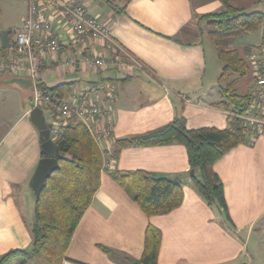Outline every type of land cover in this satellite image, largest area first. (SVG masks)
I'll return each mask as SVG.
<instances>
[{"label": "crops", "instance_id": "obj_1", "mask_svg": "<svg viewBox=\"0 0 264 264\" xmlns=\"http://www.w3.org/2000/svg\"><path fill=\"white\" fill-rule=\"evenodd\" d=\"M76 1L109 29L110 41L97 46L109 61L108 67L98 71L61 67L59 63L70 50L47 55L41 85L53 88L69 83L66 99L93 84H113L118 95L105 102L114 121L105 155L108 164L62 264H133L143 254L150 224L162 232L158 264H264V134L253 142L246 139L214 166L224 187L231 223L223 209L209 205L194 187L183 144L129 146L116 152L117 140L155 131L177 116L185 117L188 129L231 126L229 111L217 105L223 100V82L212 77L213 53L204 43V24L201 33L199 23L200 16L221 11L223 4L197 0L195 7L193 0H117L119 7H125L118 12L102 0ZM229 1L236 8L264 13V0ZM27 13V0H0V33L8 30L12 44L3 48L0 38V59L13 56L14 37ZM263 30L264 24L239 36L243 39L237 40L239 45L226 46L246 56L251 66L249 74L238 81L239 93L255 88L253 60L263 56L264 45L258 47ZM5 94L11 101L1 114L13 108L18 111L11 123L0 126V255L31 245V221L22 209L30 197L34 201L29 182L43 157L39 131L30 118L35 107L30 81L0 73V95ZM117 170L179 177L183 203L170 213L149 216L113 179L111 174Z\"/></svg>", "mask_w": 264, "mask_h": 264}, {"label": "trees", "instance_id": "obj_2", "mask_svg": "<svg viewBox=\"0 0 264 264\" xmlns=\"http://www.w3.org/2000/svg\"><path fill=\"white\" fill-rule=\"evenodd\" d=\"M102 1L118 12L125 11V7H119L117 0ZM220 2L223 4L221 11L199 17L200 32L203 33L202 24H205L207 36L223 63L219 79H227L220 88L223 100L217 105L239 114L253 97L252 91L238 92V81L249 74L251 66L246 56H241L237 49L227 48L225 43L228 39L257 31L264 24V13L236 8L229 0ZM263 45L264 30L258 47ZM41 87L45 93L51 94L55 102L64 101L70 93L69 83L53 88ZM246 139V131L236 119L225 129H188L185 117L177 116L155 131L117 140L116 152L129 146L183 144L190 168L196 171L191 176L194 187L209 205L223 209L231 223L224 187L214 166L229 150ZM55 142L60 151L57 157L59 166L34 202L30 248L9 250L0 255V264H62L74 231L100 187L105 156L86 125L81 121L70 122ZM111 175L132 194L134 201L149 216L170 213L183 203V183L174 182L171 177H155L145 170H117ZM161 243V230L155 225H148L143 254L133 264H158Z\"/></svg>", "mask_w": 264, "mask_h": 264}, {"label": "built area", "instance_id": "obj_3", "mask_svg": "<svg viewBox=\"0 0 264 264\" xmlns=\"http://www.w3.org/2000/svg\"><path fill=\"white\" fill-rule=\"evenodd\" d=\"M27 1L28 13L14 37V54L0 59V73L26 77L30 81L33 105L50 109L49 127L54 141L70 122L81 121L105 156L114 130L112 110L105 102L117 98L116 86L93 84L87 91L73 93L68 99L55 102L51 94L42 90L40 72L47 55L58 56L66 50L73 54L59 63L61 67H90L95 71L108 67L109 61L97 48L110 41L109 29L90 15L80 1ZM253 64L255 88L252 100L242 113L228 112L229 119L238 120L245 129L250 142L264 134V51ZM107 161H104V167Z\"/></svg>", "mask_w": 264, "mask_h": 264}, {"label": "water", "instance_id": "obj_4", "mask_svg": "<svg viewBox=\"0 0 264 264\" xmlns=\"http://www.w3.org/2000/svg\"><path fill=\"white\" fill-rule=\"evenodd\" d=\"M0 38L3 48L11 47L12 44L9 39L8 30H3L0 33ZM30 118L39 131L41 149L43 151V157L39 160L29 182L34 201H37L46 181L59 166L57 157L60 151L56 142L51 137L49 123L46 121L43 109L39 106H35L30 112ZM191 175H194V170H191ZM172 180L174 182H179L181 179L179 177H174ZM28 248H30V246Z\"/></svg>", "mask_w": 264, "mask_h": 264}, {"label": "rangeland", "instance_id": "obj_5", "mask_svg": "<svg viewBox=\"0 0 264 264\" xmlns=\"http://www.w3.org/2000/svg\"><path fill=\"white\" fill-rule=\"evenodd\" d=\"M193 1L195 4V7H196L198 2H197V0H193ZM207 2H209V1H207ZM207 6H209V4H207ZM211 11H216V10H211ZM203 28H204L205 32L208 31V28L205 24L203 25ZM237 40L240 41L243 39H242V37H238V39L231 38V39L226 40L225 44H226V46H228V45L233 44V42L237 43ZM204 43H205L208 51L212 50V53H213V68H212L213 74H212V77H214L215 79H217V78L219 79V76L221 74V70L223 67V63L216 56L215 47H214L213 43L211 42V40L208 36H206ZM237 45H239V44L237 43ZM241 53L243 55H245L244 50H242ZM111 55L113 56L114 54H111ZM119 62L120 61H115V63H119ZM226 80L227 79L222 80L221 83L223 82V84H224L226 82ZM10 101H11V97L9 94L8 95L7 94L0 95V110H2L5 107H8L10 105L9 104ZM17 111H18V109L13 108L12 111H7V113L4 116L1 114V111H0V126H2V125L6 126L9 123H11L15 119V115H16ZM44 115H45V118L47 121L50 120V112H49L48 107H46L44 109ZM1 128L2 127H0V130H1ZM22 211H23V214H25V216L27 217V219L29 221H31V223H32L34 220L35 207H34V201L31 197L29 198L28 203L24 204Z\"/></svg>", "mask_w": 264, "mask_h": 264}]
</instances>
